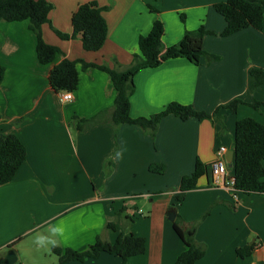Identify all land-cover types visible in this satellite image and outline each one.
<instances>
[{
	"label": "crops",
	"instance_id": "1",
	"mask_svg": "<svg viewBox=\"0 0 264 264\" xmlns=\"http://www.w3.org/2000/svg\"><path fill=\"white\" fill-rule=\"evenodd\" d=\"M49 1L54 4L49 13L52 25L71 33L73 13L91 0ZM96 1L111 5L104 12L108 24L104 45L88 51L80 36L62 39L45 23V40L63 51L48 64L37 57V38L29 20L0 22V64L5 66L0 83V137L14 134L27 148V159L13 180L0 184V251L16 248L39 233L51 248L59 245L85 251L98 237L114 242L117 234L107 228V222L114 220L116 209L127 205L126 214L133 221L123 225L147 242L146 252L129 258L127 264H175L185 244L168 211L175 208L182 177L193 172L199 158L208 165V173L176 207L183 227L212 208L197 228L196 239L207 250L196 264H260L259 260L264 264V194L238 192L236 200L223 184L213 185L210 168L221 145L227 147L226 156L234 150L239 119L252 117L264 124V107L256 109L250 104L264 100V85L250 89V70H264V26L222 36L226 21L214 5L225 0ZM156 18L165 25L166 46L180 41L186 30L204 24L213 32L205 35L204 48L221 58L195 64L178 57L141 69L134 78L131 115L150 116L177 101L216 111L221 121L213 117L183 120L169 114L155 136L139 125L116 126L111 111L117 91L110 75L98 68L83 69L81 64L73 99L61 100L50 83L54 66L65 58L110 67L116 59L129 65L139 51L140 36L151 30ZM235 98L243 100L236 112L221 107ZM105 110V123L85 131L77 129L74 116L90 118ZM154 163L164 164L167 171L173 168L171 182L159 178L166 170L162 174L149 170ZM233 174L228 161L227 176ZM254 242L258 247L250 256L237 255L238 247ZM41 245L37 240V246ZM8 262L36 264L19 256ZM121 263V257L102 253L97 259L67 264Z\"/></svg>",
	"mask_w": 264,
	"mask_h": 264
},
{
	"label": "trees",
	"instance_id": "2",
	"mask_svg": "<svg viewBox=\"0 0 264 264\" xmlns=\"http://www.w3.org/2000/svg\"><path fill=\"white\" fill-rule=\"evenodd\" d=\"M111 5H100L96 0L84 2L78 6L72 15L71 33L64 32L52 25L49 18L54 4L49 0H0V22H14L29 20V28L37 38V57L43 64L54 61L58 54H63L62 49L48 43L43 35L42 26L50 23L53 30L62 39H72L80 36L83 47L88 51L99 50L107 40L108 24L104 12ZM226 21V27L221 32L222 36H229L245 28L253 27L262 30L264 26V0H225L214 5ZM153 12H159L150 6ZM184 19V16H182ZM165 25L156 18L151 30L141 35L138 41L139 51L129 65H123L115 59L114 67L107 64L88 62L83 59H63L54 66L50 72L52 87L60 92L67 90L74 92L79 85V69L98 68L107 72L116 88L117 96L111 111V120L118 126L121 124L139 125L145 130L156 135L158 126L163 117L173 114L186 120L190 117L204 118L216 116V111L198 110L193 105L183 104L177 101L170 102L162 111L150 116L133 117L131 115V96L135 91V75L145 68L161 65L163 62L185 57L195 64H200L202 59L207 63L219 60L217 54L209 53L204 48V37L213 33L200 25L195 30H186L180 41L166 46L163 42ZM5 75V66L0 64V83ZM264 85V70L254 67L250 70V89L255 91ZM243 103L241 98H235L221 107L236 112ZM256 109L264 107V100H254L250 103ZM106 110L90 118L74 116L76 127L85 131L94 124L106 122ZM19 121V120H18ZM233 172L234 188L238 192L246 194H264V124L252 118L245 117L236 122L233 138ZM27 159V148L21 139L14 134H4L0 137V184H6L13 180L19 168ZM149 170L156 173H164L166 167L161 163H154ZM208 173V165L199 158L191 174L184 175L180 183V191L176 193V207L181 204L187 191L198 186L201 177ZM230 206V205H229ZM232 207V205L230 206ZM129 206L123 205L115 210L113 221L107 222V228L116 232L114 242L103 240L98 237L85 251H78L69 247L55 245L52 251L58 256V261L53 264H67L71 261L85 262L97 259L102 253H110L121 257L122 263L127 264L129 258L146 252L147 242L143 236L137 235L126 229L132 223V218L126 214ZM211 209H208L199 219L191 221L187 227H183V217L177 213L173 221V227L179 238L185 244V250L177 257L175 264H196L207 250L206 244L196 239L199 224L207 218ZM14 244V243H13ZM13 244H10L11 247ZM258 247L256 242L246 244L236 249L237 255L246 258Z\"/></svg>",
	"mask_w": 264,
	"mask_h": 264
},
{
	"label": "rangeland",
	"instance_id": "3",
	"mask_svg": "<svg viewBox=\"0 0 264 264\" xmlns=\"http://www.w3.org/2000/svg\"><path fill=\"white\" fill-rule=\"evenodd\" d=\"M171 169L173 168L170 167L168 171L166 170L167 171L166 174L159 176V178H161L165 183H169V181L171 182L172 180L171 178L173 174ZM139 214H141V212ZM36 237L46 238L44 235L39 233L38 235H32L28 237L26 240L17 244L16 248L10 249L8 247H4V249L0 251V264L3 263L6 264L9 261V259L13 260L18 256L23 258H28L31 263H36V264H53L57 262L58 256L52 251V248L50 246L51 244L49 245L48 239L46 238L45 241H41L42 245L38 247L37 246L38 239ZM259 263L263 264L262 260H259Z\"/></svg>",
	"mask_w": 264,
	"mask_h": 264
},
{
	"label": "built area",
	"instance_id": "4",
	"mask_svg": "<svg viewBox=\"0 0 264 264\" xmlns=\"http://www.w3.org/2000/svg\"><path fill=\"white\" fill-rule=\"evenodd\" d=\"M62 101H71L73 99V92L62 90L59 92ZM227 147L221 145L216 153L215 160L210 164V168L213 175L212 183L213 185L223 184L229 190H231L233 197L237 200V191L234 188L235 179L234 176H227L228 171V160H227Z\"/></svg>",
	"mask_w": 264,
	"mask_h": 264
},
{
	"label": "water",
	"instance_id": "5",
	"mask_svg": "<svg viewBox=\"0 0 264 264\" xmlns=\"http://www.w3.org/2000/svg\"><path fill=\"white\" fill-rule=\"evenodd\" d=\"M233 156H234V150L233 149H230L228 154H227V160L229 161V165L232 166L233 165ZM176 209L175 208H171L169 211H168V217L171 221H174L175 218H176Z\"/></svg>",
	"mask_w": 264,
	"mask_h": 264
},
{
	"label": "clouds",
	"instance_id": "6",
	"mask_svg": "<svg viewBox=\"0 0 264 264\" xmlns=\"http://www.w3.org/2000/svg\"><path fill=\"white\" fill-rule=\"evenodd\" d=\"M119 155H120V154L118 153V156H119ZM55 231H56V232H59V233L62 234V230L59 229V228H57ZM37 239L40 240V241H45V240H46V238H42V237H38ZM49 242L55 244V241H49Z\"/></svg>",
	"mask_w": 264,
	"mask_h": 264
}]
</instances>
